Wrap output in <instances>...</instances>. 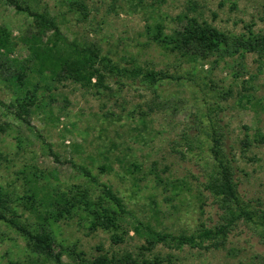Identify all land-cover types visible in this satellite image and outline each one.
Instances as JSON below:
<instances>
[{"label":"rangeland","instance_id":"rangeland-1","mask_svg":"<svg viewBox=\"0 0 264 264\" xmlns=\"http://www.w3.org/2000/svg\"><path fill=\"white\" fill-rule=\"evenodd\" d=\"M28 1L55 16L68 39L96 43L121 65L134 62L178 78L153 88L109 81L110 90L102 94L71 81L49 84L38 91L29 127L0 106V192L23 211V218L35 220L18 199L27 193L33 175L39 186L85 183L67 162L72 161L111 185L133 216L157 230L175 234L211 226L220 214L203 187L213 166L211 127L223 135L241 198L264 210V143L254 142L264 135V57L246 53L187 61L151 41L146 32V25L159 23L169 33L172 18L187 14L229 34L244 32L246 25L264 33V0H77L85 16L74 0ZM32 24L0 0V25L16 44L12 57L26 55L19 37L33 32ZM14 91L10 79H0L1 101L9 103ZM243 140L250 146L245 148ZM100 166L107 170L101 172ZM55 233L58 243L75 245L85 261L130 254L158 256L162 264H264L261 231L243 221L214 249L157 245L143 251V240L133 231L113 243L108 232L89 231L78 217L60 221ZM29 257L23 238L0 223V264H27ZM62 261L71 259L63 256Z\"/></svg>","mask_w":264,"mask_h":264},{"label":"trees","instance_id":"trees-1","mask_svg":"<svg viewBox=\"0 0 264 264\" xmlns=\"http://www.w3.org/2000/svg\"><path fill=\"white\" fill-rule=\"evenodd\" d=\"M1 1L16 13L29 17L33 23L34 31L19 37L27 51L21 58L11 56L16 44L10 41L6 28L0 25V79H10L16 88L12 100L7 104L0 100V106L28 127L32 107L38 108V91L42 87L48 88L49 84L71 81L84 88H93L96 94H102L110 90L109 81L120 85L124 82L139 83L146 88H153L164 80L178 78L166 70L134 62L121 65L103 54L96 43H79L68 39L55 16L46 10L33 8L28 0ZM72 4L81 9L85 16L82 3L74 0ZM172 22L175 25L169 33L164 31L166 26L159 23L146 25V32L151 41L187 61L202 60L211 55L225 58L246 53L264 57V33L255 32L252 25H246L244 32L234 35L187 14L176 15ZM4 72L10 73L9 79L4 77ZM209 137L213 166L203 187L220 210L218 221L211 226L200 224L191 232L175 234L157 230L149 222L133 216L111 185L100 182L88 168L72 161L67 162L81 172L85 183L53 188L39 186L35 174L28 180L30 187L27 193L18 197L24 201L21 203L23 209L34 215L35 220L23 218V211L19 213L9 197L0 192V223L23 238L30 254L27 264H45L47 261L55 264H162L163 260L158 256L152 259L142 256L138 259L130 254L119 258L101 255L91 261L82 260V254L75 245L65 247L56 238V224L73 217L84 222L89 231L101 229L108 232L113 243L122 242L133 231L143 240V251H151L157 245L175 249L184 246L219 248L241 221L257 226L264 239V210L251 208L241 198L234 178L233 159L225 152L222 133L211 127ZM254 142L264 143V135L255 137ZM44 144L49 155L58 160L51 146ZM242 144L245 148L250 146L249 140H243ZM99 170L104 172L107 168L100 166ZM63 256H67L71 262L64 263Z\"/></svg>","mask_w":264,"mask_h":264}]
</instances>
